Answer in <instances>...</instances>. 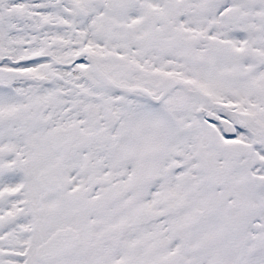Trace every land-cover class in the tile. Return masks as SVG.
I'll return each instance as SVG.
<instances>
[{
  "label": "snow or ice",
  "instance_id": "6c2138e0",
  "mask_svg": "<svg viewBox=\"0 0 264 264\" xmlns=\"http://www.w3.org/2000/svg\"><path fill=\"white\" fill-rule=\"evenodd\" d=\"M0 264H264V0H0Z\"/></svg>",
  "mask_w": 264,
  "mask_h": 264
}]
</instances>
